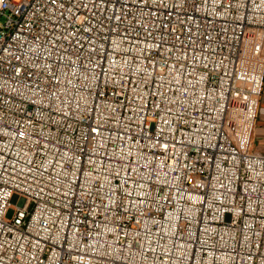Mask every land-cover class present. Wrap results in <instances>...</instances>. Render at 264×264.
Listing matches in <instances>:
<instances>
[{
  "label": "built area",
  "instance_id": "built-area-1",
  "mask_svg": "<svg viewBox=\"0 0 264 264\" xmlns=\"http://www.w3.org/2000/svg\"><path fill=\"white\" fill-rule=\"evenodd\" d=\"M263 89L264 0H0V264H264Z\"/></svg>",
  "mask_w": 264,
  "mask_h": 264
},
{
  "label": "crops",
  "instance_id": "crops-1",
  "mask_svg": "<svg viewBox=\"0 0 264 264\" xmlns=\"http://www.w3.org/2000/svg\"><path fill=\"white\" fill-rule=\"evenodd\" d=\"M249 142L252 151L264 153V89L259 102L257 122L249 135Z\"/></svg>",
  "mask_w": 264,
  "mask_h": 264
},
{
  "label": "rangeland",
  "instance_id": "rangeland-1",
  "mask_svg": "<svg viewBox=\"0 0 264 264\" xmlns=\"http://www.w3.org/2000/svg\"><path fill=\"white\" fill-rule=\"evenodd\" d=\"M234 136H235V139H236V140H240V139L243 138V137L241 136V132H239V131H236V133L234 134ZM9 215H11V211L9 212Z\"/></svg>",
  "mask_w": 264,
  "mask_h": 264
},
{
  "label": "bare ground",
  "instance_id": "bare-ground-1",
  "mask_svg": "<svg viewBox=\"0 0 264 264\" xmlns=\"http://www.w3.org/2000/svg\"><path fill=\"white\" fill-rule=\"evenodd\" d=\"M22 209H29V201H22Z\"/></svg>",
  "mask_w": 264,
  "mask_h": 264
}]
</instances>
